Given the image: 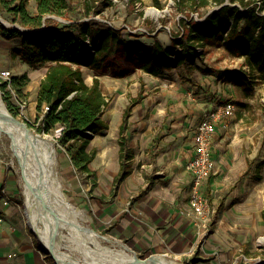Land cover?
<instances>
[{
	"label": "rangeland",
	"instance_id": "obj_1",
	"mask_svg": "<svg viewBox=\"0 0 264 264\" xmlns=\"http://www.w3.org/2000/svg\"><path fill=\"white\" fill-rule=\"evenodd\" d=\"M89 1L90 4L94 3L90 16H85L84 0H78L69 17L105 21L115 28H122L126 37L140 38L147 43H152L154 36L157 35L166 46L171 45L175 38L182 40L184 21H201L208 13L223 4H237L242 7L240 3H232L230 0H225L222 4L216 0H209L206 5L196 3L194 0ZM27 8L31 13H35L36 1L27 0ZM0 17L10 23L5 25L0 21V71L11 72L9 78H0L1 98L5 103L1 88L3 81L10 82L13 77L22 76L24 73L30 76V81L23 87L22 95H18L11 87L13 95L10 101L17 111V115L14 116L26 122L31 132L46 137L53 143L56 176L65 198L76 210L79 223L109 238L103 242L109 250L117 251L126 246L128 250L136 252L139 257L162 254L175 264H260L264 262V240H262L264 237V81L254 80L251 104L249 108H245L238 103L241 98L239 91L243 87V85L240 86L238 78L233 79L228 76L224 77L223 81V75L218 73L225 69L248 72V68H245L248 67L247 63L243 57L229 53L219 40L196 46L193 53L194 59L190 61L196 66L192 75L198 83L196 85L189 81L184 64H175L172 69L162 75H152L129 64L125 59L122 60L123 75L116 72L112 66L106 67L98 76L103 92L110 101L109 108L104 114L109 127L100 134H89L91 137L89 149L97 148L96 156L90 163L91 169L96 174L87 175L70 163L65 148L58 141L59 128L52 133L40 130L35 98L40 85V76L46 66L33 67L19 58L11 57V51L17 43L16 40L5 38L1 34L2 28L8 30L16 26L27 28L13 22L7 12L0 11ZM46 17L49 16L46 15ZM49 18L50 22L56 21L61 24H69L71 21L59 15ZM88 49H90L89 45ZM180 57H182L181 54L177 59ZM81 69L86 82L92 83L95 70L83 62H81ZM202 80L205 83L209 81L210 86L206 88L207 90L211 88L214 92L226 91L230 95L228 102L234 103L235 111L225 118L230 119V116H236L238 113L244 117L245 122L257 121L256 130L259 129L261 145H245L244 153L241 152L236 158L232 157L236 152L226 154L224 151L217 158H213L214 169L208 178L213 184L208 196L210 201L212 200L214 212L205 220L199 219L201 225L195 232L198 239L196 246L186 245L178 250L165 248L160 252H150V247L130 245L126 238L114 234L113 224L102 219V215L107 212L104 210L101 214V209L106 208L110 212L132 209L135 202L143 195L149 197L146 201L150 200L152 167H150L149 145L155 136H160L155 134L154 127L158 129L167 121L171 124L175 123L171 116L165 117V114L171 112L173 104L184 105L186 100L200 93L202 86L199 85ZM140 91H143V99L135 107L127 129L129 144L134 150L133 172L113 196V178L120 165L118 140L122 113L131 97L136 96ZM239 107H241L240 110ZM170 135L172 134L166 136ZM247 153L249 157L256 160L248 172L243 160L244 154ZM257 166H261L260 173L263 176L261 180L257 178ZM22 173L23 166L19 163V157L11 148L10 140L5 138L0 145V264H57L55 259L42 249L39 237L31 228L25 206ZM165 181L169 182L172 179ZM189 199L186 206L182 205L183 208L179 209L181 214L193 215ZM60 230L61 235L58 239L61 251L84 262L85 250L79 235L68 228L63 227ZM89 249H94L91 254L93 258L103 257L104 253L96 250L95 243L89 245Z\"/></svg>",
	"mask_w": 264,
	"mask_h": 264
},
{
	"label": "trees",
	"instance_id": "obj_2",
	"mask_svg": "<svg viewBox=\"0 0 264 264\" xmlns=\"http://www.w3.org/2000/svg\"><path fill=\"white\" fill-rule=\"evenodd\" d=\"M35 1L37 11L31 13L27 8V0H0V11L9 13L13 22L27 28L22 30L14 27L8 30L3 27L1 34L7 39L16 40L17 46L11 51L13 59L19 58L33 67H47L40 81L36 109L39 117L44 104L50 110L40 120V130L52 133L59 128L58 141L65 148L70 163L87 175L96 174L90 163L96 156L97 148L89 149V134H100L109 127L104 114L110 101L103 92L98 76L106 67L112 66L123 75L122 60L125 59L152 75H162L175 64H184L189 81L196 85L198 83L192 77L196 66L190 62L194 59V48L219 40L229 53L243 57L248 66V72L225 69L219 71V75L237 77L241 84H245V81L250 85L254 84V80L264 81V0H260V3L259 0H230L240 3L243 8L237 4H223L201 21H184L182 40L175 38L169 46L157 35L152 43H147L140 38L126 37L122 28H114L105 21L71 19L69 15L78 0ZM194 1L201 5L209 2ZM216 1L222 4L225 0ZM83 6L85 16H90L94 3L84 0ZM46 15H59L71 21L69 24L50 22L51 19ZM88 45L91 52L94 50L89 66L96 72L90 84L86 82L81 69L82 56L88 51ZM179 53L182 57L176 59ZM29 81L30 76L24 73L13 77L10 82L6 80L1 83L3 99L13 115H17V111L10 101L13 95L11 89L22 95L23 87ZM142 93L140 91L131 97L122 113L118 140L120 166L113 179L114 194L133 171L134 151L129 144L127 129L134 107L143 99ZM250 168L251 165H248L246 172ZM260 172L261 166H257L258 180L263 178Z\"/></svg>",
	"mask_w": 264,
	"mask_h": 264
},
{
	"label": "crops",
	"instance_id": "obj_3",
	"mask_svg": "<svg viewBox=\"0 0 264 264\" xmlns=\"http://www.w3.org/2000/svg\"><path fill=\"white\" fill-rule=\"evenodd\" d=\"M46 70L45 67V71L40 76V81ZM224 77H228V75L223 76V81ZM201 82L199 85L202 86L200 93L198 92L195 96L186 100L184 105L173 104L175 107L172 106L171 112L165 114V117L166 115L171 116L172 121H176L175 123L171 124L167 121V123L160 125L158 129L154 127L156 132L154 133L156 135L160 134V136H155L149 145L150 167H152L150 173V200L146 201V198L149 197L143 195L135 202L132 209L115 210L114 212H110L106 208L101 209V214L104 210L107 212L102 215V219L113 224L114 234L126 238L130 245L150 247V252H160L165 248L178 250L186 245L196 246L198 239L195 232L199 226H197L191 213L181 214L179 211L180 208L186 206L191 192V176L186 168V163L193 156L196 128L203 112L230 99V95L226 91L222 93L217 92L219 91L217 90L216 93L211 88L207 90L206 88L210 86L209 81L205 83L202 80ZM239 84L240 86L243 85L239 91V97H241V103L239 104L242 107L249 108L251 104L250 97L254 93L253 86L255 85H250L248 81H245L246 86L244 83L239 82ZM37 95L35 98L36 106ZM256 125L257 121L245 122L244 117L238 113L236 116H230V119H222L217 124L213 137V158H217L222 151L226 154L236 152L232 156L236 158L240 156L241 152L244 153L246 150L245 145H261L259 129L256 130ZM167 134L172 135L170 137L166 136ZM180 135H183V137H180ZM243 160L247 168L248 165L252 166L256 162L252 157H249L248 153L244 154ZM169 178L172 181H165ZM212 184L211 179L205 181L204 191L207 196L211 192L210 189L212 190ZM116 192L112 195H116ZM212 209L214 212V208Z\"/></svg>",
	"mask_w": 264,
	"mask_h": 264
},
{
	"label": "bare ground",
	"instance_id": "obj_4",
	"mask_svg": "<svg viewBox=\"0 0 264 264\" xmlns=\"http://www.w3.org/2000/svg\"><path fill=\"white\" fill-rule=\"evenodd\" d=\"M0 21L5 25L10 24L1 17ZM90 52L91 48L82 56L84 64ZM13 117L0 95V145L5 138H8L11 148L19 157V163L23 166L25 206L31 228L39 237L42 249L53 255L57 264H175L162 254L139 257L126 246L117 251L106 248L103 242L109 238L79 223L74 206L67 201L61 191L55 172L53 143L46 137L27 131L25 127L16 123ZM63 227L70 229L81 238L86 256L84 262L61 251L58 238ZM93 243L97 245L96 250L104 253L103 257L91 256L94 249H89V245Z\"/></svg>",
	"mask_w": 264,
	"mask_h": 264
},
{
	"label": "built area",
	"instance_id": "obj_5",
	"mask_svg": "<svg viewBox=\"0 0 264 264\" xmlns=\"http://www.w3.org/2000/svg\"><path fill=\"white\" fill-rule=\"evenodd\" d=\"M48 16L53 17L54 15ZM10 76L11 72L9 70L0 71V78L7 79ZM49 110L50 107L44 104L39 120H41ZM234 111L235 105L231 101L219 103L214 108L203 112L201 120L196 128L193 156L190 161H188L186 168L191 176L189 202L198 226L201 225L199 219L205 220L213 212L210 198L204 191V185L214 169L212 145L217 124L225 117L232 115Z\"/></svg>",
	"mask_w": 264,
	"mask_h": 264
},
{
	"label": "water",
	"instance_id": "obj_6",
	"mask_svg": "<svg viewBox=\"0 0 264 264\" xmlns=\"http://www.w3.org/2000/svg\"><path fill=\"white\" fill-rule=\"evenodd\" d=\"M16 27H18V28H20V29H22L21 27H19V26H16ZM23 30V29H22ZM93 55H94V50L92 49V52H91V57L87 60V62H86V65H88L89 63H90V61H91V59H92V57H93ZM178 57H176V59H177ZM9 110V109H8ZM13 119H14V121L16 122V123H18V124H20V125H22L23 127H25L26 128V130L27 131H30V128L28 127V125H27V123L26 122H24V121H22V120H20V119H18L17 117H13ZM52 256V258H54L55 259V261H56V258L53 256V255H51ZM56 263H57V261H56Z\"/></svg>",
	"mask_w": 264,
	"mask_h": 264
}]
</instances>
